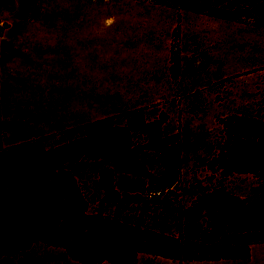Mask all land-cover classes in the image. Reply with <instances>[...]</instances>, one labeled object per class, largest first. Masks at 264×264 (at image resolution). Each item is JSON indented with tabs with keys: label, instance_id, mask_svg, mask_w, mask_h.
Listing matches in <instances>:
<instances>
[{
	"label": "rangeland",
	"instance_id": "374dc122",
	"mask_svg": "<svg viewBox=\"0 0 264 264\" xmlns=\"http://www.w3.org/2000/svg\"><path fill=\"white\" fill-rule=\"evenodd\" d=\"M27 1L30 31L46 36L40 58L45 63L39 69L28 65L26 84L19 80L0 92V147L48 136L53 138L46 144H54L62 140L60 132L82 123L106 117L123 123L126 113L141 115L154 123L153 130L158 125L162 135L179 142L186 186L209 175L197 165L221 142L222 120L234 115L264 120V26L149 0ZM9 25L21 29L3 22L0 32ZM140 158L155 164L160 155L143 149ZM83 161L79 181L95 206L102 194L100 170L109 163ZM215 177L236 194L253 184L248 174ZM129 178L113 175L115 184ZM189 198L182 195L181 201ZM136 263L264 264V242L251 244L247 258L178 261L139 253ZM0 264L85 263L61 246L37 241L0 256Z\"/></svg>",
	"mask_w": 264,
	"mask_h": 264
},
{
	"label": "trees",
	"instance_id": "16d2710c",
	"mask_svg": "<svg viewBox=\"0 0 264 264\" xmlns=\"http://www.w3.org/2000/svg\"><path fill=\"white\" fill-rule=\"evenodd\" d=\"M177 9L264 26V0H149ZM221 142L200 170L203 180L181 181L179 142L143 116L124 114L0 147V256L41 241L61 246L85 264H137L139 253L178 261L247 258L264 242V120H222ZM143 149L160 155L155 164ZM84 159H102L96 205L79 181ZM131 175L114 183V173ZM248 174L247 193L224 188L215 176ZM135 178V180L133 179ZM182 195H188L184 204Z\"/></svg>",
	"mask_w": 264,
	"mask_h": 264
},
{
	"label": "crops",
	"instance_id": "0c3cea01",
	"mask_svg": "<svg viewBox=\"0 0 264 264\" xmlns=\"http://www.w3.org/2000/svg\"><path fill=\"white\" fill-rule=\"evenodd\" d=\"M30 13L27 0H0V23L21 25L19 30L9 25L0 32V92L5 85L14 86L19 80L23 81L29 67L39 69L45 63L40 58L45 55L46 43L42 39L46 36L30 31ZM5 55L7 57H2ZM19 72H22V79Z\"/></svg>",
	"mask_w": 264,
	"mask_h": 264
}]
</instances>
